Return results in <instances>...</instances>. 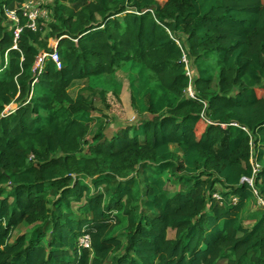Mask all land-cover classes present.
I'll return each instance as SVG.
<instances>
[{
    "label": "trees",
    "instance_id": "trees-1",
    "mask_svg": "<svg viewBox=\"0 0 264 264\" xmlns=\"http://www.w3.org/2000/svg\"><path fill=\"white\" fill-rule=\"evenodd\" d=\"M25 1L0 0V264H264V0L57 1L36 31ZM125 64L150 118L108 135L69 91Z\"/></svg>",
    "mask_w": 264,
    "mask_h": 264
},
{
    "label": "rangeland",
    "instance_id": "rangeland-1",
    "mask_svg": "<svg viewBox=\"0 0 264 264\" xmlns=\"http://www.w3.org/2000/svg\"><path fill=\"white\" fill-rule=\"evenodd\" d=\"M57 1L60 4L69 5L67 0H36V2L41 3L42 7L44 8V16H41L38 20V24L40 23V25H44V28L53 23V8L55 7ZM47 33L48 31L45 32L44 35ZM50 46L56 47V41L54 39H50ZM183 59L188 63L186 56ZM93 79L100 81L95 78ZM93 79L90 83H83L82 85L86 86H82L80 89H78L74 84L69 91L74 98H76L75 96L80 93L84 96L85 101L88 104L93 105L95 110H89L90 113H92V116L97 120V123L93 126V129H98V125L100 124L99 128L107 130V134L112 135L113 131H117L130 124L137 125L144 119L150 118V115L148 114L142 116L138 114L132 103L133 95H135V99L137 101L144 97H142V92H138L139 89L142 88L140 84L141 79L138 75V72L136 70H132L130 64L123 65L115 76L109 77L110 80L107 81V83L99 84L98 82L93 81ZM118 81H123V83L125 81V85L120 94H117L114 90ZM132 86H135L136 90H134ZM152 86L153 88L156 87L154 84ZM101 91H103V94H101ZM15 109L16 105L11 104L6 108L5 113L12 112ZM168 177V175L165 176L166 180ZM176 189L177 187H175V184L171 180H168L167 190L169 192H174ZM259 203L260 201L258 200H252L248 203L247 217H249V215H253L251 213L260 210L259 208H261V205ZM40 227H43V225H40ZM43 228H45V226ZM32 233L33 228L22 226L19 228V230H16V232L13 233L11 241L22 234L31 235ZM168 236L169 238H174L175 232L169 231Z\"/></svg>",
    "mask_w": 264,
    "mask_h": 264
},
{
    "label": "built area",
    "instance_id": "built-area-1",
    "mask_svg": "<svg viewBox=\"0 0 264 264\" xmlns=\"http://www.w3.org/2000/svg\"><path fill=\"white\" fill-rule=\"evenodd\" d=\"M20 11L25 19H27L28 24L27 27L30 28L33 31H36L38 29V20L41 16H44V8L41 4L35 3L34 1H28L25 2L22 7L20 8ZM6 15L9 21L13 22L16 27L15 37L16 39L19 37V34L21 33L22 28H20V16L18 11L15 10H7ZM47 54L43 55V57H46ZM43 57L39 59V62L43 60ZM50 57L55 61H59V56L56 51L50 55ZM185 61V60H184ZM186 62V61H185ZM187 63V62H186ZM188 75L191 77V73L189 71V68L187 66ZM188 95L191 98H195L192 86L190 85L187 89ZM251 163L254 170V175L257 174V172L260 169L259 163L253 158H251ZM244 181L248 182L251 186H253V179L244 178ZM255 195L258 197V201H260V205L264 207V201L259 196L258 191L254 190ZM214 198L217 200H221V197L218 194L214 195ZM234 202H237V199H233ZM78 246L83 249L92 250V242L91 237L88 233L82 234L78 239Z\"/></svg>",
    "mask_w": 264,
    "mask_h": 264
},
{
    "label": "crops",
    "instance_id": "crops-1",
    "mask_svg": "<svg viewBox=\"0 0 264 264\" xmlns=\"http://www.w3.org/2000/svg\"><path fill=\"white\" fill-rule=\"evenodd\" d=\"M28 1H33V0H26L25 2H28ZM35 3H38V2H42V1H38V2H36V0L34 1ZM38 4H41V3H38ZM117 74V73H116ZM115 74V75H116ZM115 75H107V76H103V77H99V78H95V79H98V80H100V81H97V80H94L93 79V81H96V82H98L99 84H102V83H107V81H109L110 79H109V77H112V76H115ZM92 80H88V79H84V80H78V81H75V85L77 86V88L78 89H80L82 86H86V85H82L83 83H85V82H87V83H90ZM126 81V80H125ZM125 81H124V83H123V81H122V89H121V91L123 90V87H124V85H125ZM81 85V86H80ZM115 90V89H114ZM121 93V92H120ZM80 94V93H79ZM79 94H77V95H79ZM76 95V96H77ZM73 96V95H72ZM75 96V97H76ZM74 98V97H73ZM173 148H174V150H173ZM171 150L172 151H174V152H177L179 155H181L178 151H177V147L175 146V145H172L171 146ZM249 203V202H248ZM247 211V210H246ZM248 223H251V222H249V220H248Z\"/></svg>",
    "mask_w": 264,
    "mask_h": 264
},
{
    "label": "water",
    "instance_id": "water-1",
    "mask_svg": "<svg viewBox=\"0 0 264 264\" xmlns=\"http://www.w3.org/2000/svg\"><path fill=\"white\" fill-rule=\"evenodd\" d=\"M244 181V180H243Z\"/></svg>",
    "mask_w": 264,
    "mask_h": 264
}]
</instances>
